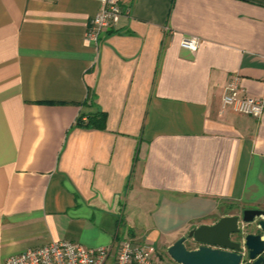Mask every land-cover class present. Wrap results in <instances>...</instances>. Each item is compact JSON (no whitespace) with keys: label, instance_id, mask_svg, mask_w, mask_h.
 <instances>
[{"label":"crops","instance_id":"obj_1","mask_svg":"<svg viewBox=\"0 0 264 264\" xmlns=\"http://www.w3.org/2000/svg\"><path fill=\"white\" fill-rule=\"evenodd\" d=\"M121 6L95 44L98 0H0V264L53 241L172 244L264 210V111L221 103L233 78L264 100V0ZM98 111L105 130L76 126Z\"/></svg>","mask_w":264,"mask_h":264},{"label":"built area","instance_id":"obj_2","mask_svg":"<svg viewBox=\"0 0 264 264\" xmlns=\"http://www.w3.org/2000/svg\"><path fill=\"white\" fill-rule=\"evenodd\" d=\"M100 8L91 18L86 30V39L98 43L100 35L113 29L122 14V0H98ZM197 37L184 36L180 47L196 52ZM224 108L254 119L264 111V100L246 95L237 78L231 79L221 98ZM244 251V250H243ZM243 256V253H242ZM243 260V259H242ZM5 264H161L154 247L150 244H135L132 240L113 241L106 246L85 247L67 240L53 241L45 246L30 248L9 256Z\"/></svg>","mask_w":264,"mask_h":264},{"label":"water","instance_id":"obj_3","mask_svg":"<svg viewBox=\"0 0 264 264\" xmlns=\"http://www.w3.org/2000/svg\"><path fill=\"white\" fill-rule=\"evenodd\" d=\"M240 222L257 223L258 232L248 233L242 241L233 235L240 233ZM187 239L199 244L196 249L185 247ZM247 251L245 264H264V210L245 209L241 216L226 215L212 225L202 224L189 230L168 248L169 256L178 264H242V253Z\"/></svg>","mask_w":264,"mask_h":264},{"label":"rangeland","instance_id":"obj_4","mask_svg":"<svg viewBox=\"0 0 264 264\" xmlns=\"http://www.w3.org/2000/svg\"><path fill=\"white\" fill-rule=\"evenodd\" d=\"M232 211H238V210L235 209ZM241 212L242 211L237 212V214L241 216ZM239 228H240V233L232 236V238L235 239L236 241H242L244 236L248 233H257L258 232V226H257L256 222L252 223V224H245L243 222H240ZM188 232L189 231L185 232V234L181 237H187ZM181 237H179V238H181ZM173 238L174 237H172V236L170 238H167V239L162 238L157 243L150 244L152 247L155 248L161 264H178L168 254V248L174 243L173 242L171 244V239H173ZM177 240H175V242ZM198 246H199V244L193 242L192 240L187 239L185 241V247L189 250L196 249ZM246 262H248V257H247V251L244 248L242 264H245Z\"/></svg>","mask_w":264,"mask_h":264},{"label":"trees","instance_id":"obj_5","mask_svg":"<svg viewBox=\"0 0 264 264\" xmlns=\"http://www.w3.org/2000/svg\"><path fill=\"white\" fill-rule=\"evenodd\" d=\"M106 118V114L102 111L88 116L80 115L76 119V126L85 129L105 130Z\"/></svg>","mask_w":264,"mask_h":264},{"label":"flooded vegetation","instance_id":"obj_6","mask_svg":"<svg viewBox=\"0 0 264 264\" xmlns=\"http://www.w3.org/2000/svg\"><path fill=\"white\" fill-rule=\"evenodd\" d=\"M190 240V239H189Z\"/></svg>","mask_w":264,"mask_h":264}]
</instances>
